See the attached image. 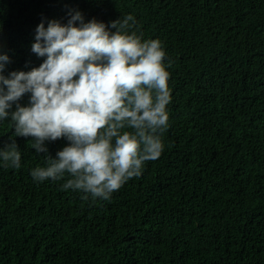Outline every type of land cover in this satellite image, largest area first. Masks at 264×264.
<instances>
[{
	"label": "trees",
	"instance_id": "trees-1",
	"mask_svg": "<svg viewBox=\"0 0 264 264\" xmlns=\"http://www.w3.org/2000/svg\"><path fill=\"white\" fill-rule=\"evenodd\" d=\"M70 10L107 25L133 15L162 42L164 151L110 199L84 200L62 190L68 177L36 182L43 155L0 121V148L21 152L18 169L0 161V264H264V0H0L6 77L43 63L36 28ZM66 144L45 146L55 158Z\"/></svg>",
	"mask_w": 264,
	"mask_h": 264
},
{
	"label": "clouds",
	"instance_id": "clouds-1",
	"mask_svg": "<svg viewBox=\"0 0 264 264\" xmlns=\"http://www.w3.org/2000/svg\"><path fill=\"white\" fill-rule=\"evenodd\" d=\"M68 14L67 24L36 28L32 52L46 57L38 68L6 77L11 61L0 54V121L10 119L15 137L30 138L43 155L46 166L31 171L36 182L68 177L63 191L108 200L164 151L171 64L160 40L138 34L133 15L107 25L85 22L78 10ZM25 94L30 99L22 106ZM61 139L67 144L53 158L46 142ZM0 161L20 168L16 139L0 148Z\"/></svg>",
	"mask_w": 264,
	"mask_h": 264
}]
</instances>
